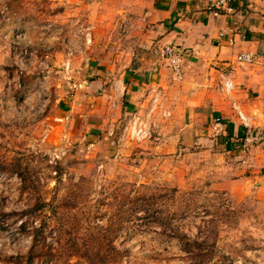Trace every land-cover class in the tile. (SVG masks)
I'll return each instance as SVG.
<instances>
[{
    "label": "rangeland",
    "instance_id": "obj_1",
    "mask_svg": "<svg viewBox=\"0 0 264 264\" xmlns=\"http://www.w3.org/2000/svg\"><path fill=\"white\" fill-rule=\"evenodd\" d=\"M132 6L140 0H0V264H264V182L239 169L258 159L264 179L263 125L232 156L211 121L184 128L168 94L132 121L115 116L121 102L91 101L92 137L83 111L57 121L70 97L86 106L73 96L93 43L136 56ZM123 10L125 41L112 43L106 20ZM120 64L118 78L136 69Z\"/></svg>",
    "mask_w": 264,
    "mask_h": 264
},
{
    "label": "crops",
    "instance_id": "obj_2",
    "mask_svg": "<svg viewBox=\"0 0 264 264\" xmlns=\"http://www.w3.org/2000/svg\"><path fill=\"white\" fill-rule=\"evenodd\" d=\"M212 1L140 0V7L132 6L131 10L140 15V38L133 39L136 45L129 50L136 56L126 57L128 51L124 47L110 46L107 39L102 46L93 43L87 58L88 80L78 83L73 96L79 99L77 96L84 95L86 106L78 100L76 107L70 97L57 113L70 116L83 111L80 115L92 137L101 126L97 123V110L90 108L91 101L94 104L98 98L112 99L117 109L121 102L122 111H116L115 116L123 112L125 120L132 121V116L146 112L141 107L148 101L147 107H153L154 97L168 94L183 113L184 128H199L201 133V126L211 121L213 135H219L222 144L233 145L231 155L235 156V147L247 142L249 125L264 127V0H236L231 4L232 13L218 16L209 10ZM118 13L106 15V29L112 32L109 41L117 44L125 41L123 37L118 39V32L128 23L124 13L129 10ZM124 31L128 32V28ZM167 45L182 52L179 78L163 55ZM242 53L258 54L260 58L252 64H241L237 56ZM134 61L136 69L124 71L120 78L114 75L118 64L128 67ZM223 64L228 66L225 71ZM226 82L233 84L229 92ZM169 105L171 109L173 101ZM217 117L222 118L221 128H215ZM112 128L108 129L109 134ZM261 168L258 159L256 162L253 158L239 165L240 173H251L246 179L255 183L264 182L258 176Z\"/></svg>",
    "mask_w": 264,
    "mask_h": 264
},
{
    "label": "built area",
    "instance_id": "obj_3",
    "mask_svg": "<svg viewBox=\"0 0 264 264\" xmlns=\"http://www.w3.org/2000/svg\"><path fill=\"white\" fill-rule=\"evenodd\" d=\"M236 0H213L211 2V5L209 6V10L214 12L215 15H220L222 13H232V8H231V4L233 2H235ZM163 55L164 57L168 60L169 65L171 67V69L173 70L174 74L176 77L179 78L180 74H181V62H182V52L175 46L173 45H167L163 48ZM260 58V56L258 54H253V53H242L239 54L237 56V62L241 63V64H252L255 61H257ZM71 64L70 62L67 64V67H69ZM223 71L227 70L228 66H225V64L222 65ZM233 88V84L231 82H226L225 83V89L227 92H229L230 90H232ZM240 118L243 120L244 117L241 113H239ZM71 117L69 115H66L63 118H58L57 121L61 122V123H69L71 121L70 119ZM215 128H221L223 126L222 123V118L221 117H217L215 119ZM126 126V128H125ZM128 124L123 126V131H122V136H125V132L130 131V128L127 127ZM125 130V132H124ZM132 133L133 135H137V136H145L147 135V131L143 130L140 127L136 126V122H135V126L134 128H132ZM114 130L111 131L110 136H113L114 134ZM143 138V137H142Z\"/></svg>",
    "mask_w": 264,
    "mask_h": 264
}]
</instances>
